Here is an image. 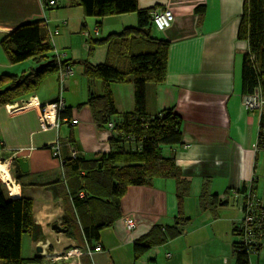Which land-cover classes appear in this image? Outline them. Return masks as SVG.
Here are the masks:
<instances>
[{
    "label": "crops",
    "instance_id": "0c3cea01",
    "mask_svg": "<svg viewBox=\"0 0 264 264\" xmlns=\"http://www.w3.org/2000/svg\"><path fill=\"white\" fill-rule=\"evenodd\" d=\"M47 1L0 0V76L20 75L35 67L32 59L10 62L1 44L11 30L28 20L42 21L52 46L49 54L56 59V50L62 53L73 70L65 77L62 92L57 69L44 76L35 91L0 106V158L17 153L16 157L28 161L27 172L17 162L9 166L18 189L12 195L6 187L8 196L31 197L34 218L41 227L38 240L23 235L22 257L57 264H67L69 258L79 264H237L235 227L243 214L245 188L255 178L257 193L262 152L256 151L259 113L243 106L242 60L248 43L238 37V28L244 0H138L141 9L167 7L174 14L168 28L152 31L170 46L165 80L146 84V110L154 115L172 108L181 117V142L163 146V152L175 156L190 181L182 203L185 220L176 225L179 233L170 235L166 230L178 214L176 181L155 178L148 185L128 187L121 198V216L100 230L97 241L85 236L82 225L90 223V218L78 216L70 194L76 181L67 182L63 163L53 156L51 147L60 143L62 160L73 158L74 151L77 158L92 159L112 150V130L107 124L99 125L86 104L92 94L103 92L102 80L89 78L86 64L107 62L108 46L98 44L90 49L89 40L136 26L138 17L129 12L98 19L85 16L72 0H53L49 6ZM109 60L119 65L117 58ZM110 87L119 115L134 110L132 82H111ZM59 93L70 111L61 114L57 129L43 131L38 103ZM30 98H35L36 104L26 103ZM74 117L77 124L68 121ZM205 185L209 193L217 194L218 201L206 210L200 205ZM110 216L105 210L104 218ZM129 216L135 220L133 229L125 223ZM54 224L70 226L69 232L54 229ZM153 227L158 228L154 238L162 236L163 241L150 244L136 256L135 242L150 240L147 235ZM24 241L35 252L26 251ZM87 244H101L102 249L78 258H59ZM38 246L42 253L37 252ZM250 264H264V245L250 256Z\"/></svg>",
    "mask_w": 264,
    "mask_h": 264
},
{
    "label": "trees",
    "instance_id": "16d2710c",
    "mask_svg": "<svg viewBox=\"0 0 264 264\" xmlns=\"http://www.w3.org/2000/svg\"><path fill=\"white\" fill-rule=\"evenodd\" d=\"M72 2L82 7L85 16L98 19L129 12H136L138 17L136 26L89 40L90 49L98 44L108 46V61L96 65L86 64L89 78H100L103 83L102 94H92L86 104L99 125L112 122L113 127L110 128V152L97 154L92 159L73 157L63 160L67 182L72 184V181H76L70 194L78 216L90 218V223L82 225L85 236L89 240H99L100 230L121 216V198L128 187L148 185L155 178H173L176 181L178 214L171 229L166 226V230L170 235L177 234L180 230L176 225L185 220L182 203L189 193L190 181L183 176L175 156L163 152V146H174L181 142V117L172 108L163 109L154 115L146 110V84L165 80L170 43L153 36L150 15L153 8H139L138 0ZM197 10L201 11L202 8L197 7ZM238 37L248 43L242 60L244 95L258 89L264 97V0H244ZM1 44L10 62L32 59L35 67L20 75L0 76V106L35 91L44 76L58 69L56 59L49 54L52 46L43 31L41 20L23 22L6 35ZM110 58H117L121 63L115 65L110 62ZM49 60L53 61L40 66ZM111 82L133 83L134 110L119 115L115 108ZM64 111L68 112L70 109L65 107L61 114ZM259 121L264 126V111L260 114ZM14 162L16 163L15 159ZM83 170L85 174H82ZM80 191L83 196L79 195ZM217 202V194L209 193L208 186L205 185L200 196L201 208H212ZM103 210H106L107 215L111 214L107 220ZM62 228L68 233L70 226ZM157 230L158 228L153 227L147 235L150 240L135 242L136 256L147 251L150 244L163 241L162 236L154 238ZM25 234H29L33 240H38L42 235L41 227L34 218L33 199L25 196L9 197L4 183L0 181V262L29 264L34 260L21 255L22 237ZM235 234L238 236L234 243L237 264H248V251L239 242L237 226Z\"/></svg>",
    "mask_w": 264,
    "mask_h": 264
},
{
    "label": "built area",
    "instance_id": "2783aa9c",
    "mask_svg": "<svg viewBox=\"0 0 264 264\" xmlns=\"http://www.w3.org/2000/svg\"><path fill=\"white\" fill-rule=\"evenodd\" d=\"M53 0H49L45 5L49 6L54 4ZM151 20L153 22V27L158 31H164L168 28L174 21L173 12L167 7L164 8H155L150 12ZM56 61L58 64L59 72V82H60V91L64 89V79L68 74L73 72L72 67L63 60L62 53L56 50ZM35 98H30L26 103L36 104ZM40 107V116L39 124L40 129L43 131L57 129L62 121L61 112L65 109L66 104L62 98V93L51 100L38 103ZM243 106L248 111L258 112L259 116L264 111V97L258 89L254 92L245 94L243 96ZM67 120V119H64ZM72 124H77L78 119L72 118L68 119ZM109 128L113 127V123L109 122ZM60 143L56 142L52 145L51 150L54 157H58L63 163V160L60 158L59 152ZM257 152H264V126L258 124V133H257ZM16 154L9 157L8 162L13 163L16 158ZM73 156H76V152H73ZM256 178L250 182L244 192V201L242 204V217L241 221L236 225L239 230V242L241 246L245 247L248 251V264H250V256L254 253H257L260 247L264 245V199H261L256 194L255 189ZM9 189V185L6 184ZM125 223L128 229H133L135 227V220L133 217L129 216L125 218ZM242 247V248H243ZM102 249L101 244L97 245H88L83 249L80 247H75L67 251L64 258H69L75 256L78 258L82 254H92L94 251H99ZM63 256H59L61 258ZM77 264L78 261H77Z\"/></svg>",
    "mask_w": 264,
    "mask_h": 264
},
{
    "label": "rangeland",
    "instance_id": "374dc122",
    "mask_svg": "<svg viewBox=\"0 0 264 264\" xmlns=\"http://www.w3.org/2000/svg\"><path fill=\"white\" fill-rule=\"evenodd\" d=\"M154 31H158L156 28H153ZM258 114V112H256ZM9 160V157H4V158H0V162H8ZM11 163H9V166L11 167ZM257 171H258V174H259V179H258V183H259V186L257 187V195L261 198V199H264V152H261L259 153V157H258V168H257ZM0 181H2L0 179ZM2 183H4L2 181ZM5 187H7V185L4 183ZM29 249V251L32 250V252H35V248H29V245L27 247V243L26 241H24V249H26V251ZM63 255H66V254H62L61 256ZM66 260V259H65ZM64 260V261H65ZM68 260V263L67 264H77V262L73 261L72 258H69ZM1 263H3L1 261ZM42 264H57V263H53L51 262V260H43L42 261Z\"/></svg>",
    "mask_w": 264,
    "mask_h": 264
},
{
    "label": "bare ground",
    "instance_id": "6f19581e",
    "mask_svg": "<svg viewBox=\"0 0 264 264\" xmlns=\"http://www.w3.org/2000/svg\"><path fill=\"white\" fill-rule=\"evenodd\" d=\"M0 179L5 184L9 185V189L12 195L17 194L18 186L15 177L13 176V174L9 169V162H0Z\"/></svg>",
    "mask_w": 264,
    "mask_h": 264
},
{
    "label": "water",
    "instance_id": "95a60500",
    "mask_svg": "<svg viewBox=\"0 0 264 264\" xmlns=\"http://www.w3.org/2000/svg\"><path fill=\"white\" fill-rule=\"evenodd\" d=\"M52 61H53V60H49V61H47V62H45V63H42L40 66H42V65H46V64H48V63H50V62H52ZM15 161L19 164V166H20V168H21V170H22L23 172H27V171H28V161H27L26 159H24L22 156H17V157L15 158ZM52 227H53L54 229L58 230V231H65V229L62 228L61 226H59L58 224H54ZM37 252L42 253V248H41V246H38V247H37ZM29 264H41V263H40V262H31V263H29Z\"/></svg>",
    "mask_w": 264,
    "mask_h": 264
},
{
    "label": "flooded vegetation",
    "instance_id": "af4514ba",
    "mask_svg": "<svg viewBox=\"0 0 264 264\" xmlns=\"http://www.w3.org/2000/svg\"><path fill=\"white\" fill-rule=\"evenodd\" d=\"M34 261H39V262H42V259L37 257L36 259H34Z\"/></svg>",
    "mask_w": 264,
    "mask_h": 264
}]
</instances>
